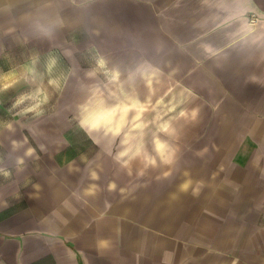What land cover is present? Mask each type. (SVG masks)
I'll list each match as a JSON object with an SVG mask.
<instances>
[{"label": "crops", "instance_id": "0c3cea01", "mask_svg": "<svg viewBox=\"0 0 264 264\" xmlns=\"http://www.w3.org/2000/svg\"><path fill=\"white\" fill-rule=\"evenodd\" d=\"M0 44L17 55L95 58L90 69L78 64L62 91L79 120L84 108L115 105L116 93L135 98L122 117L96 128L82 123L95 144L121 136L142 149L151 126L169 132L163 114L196 92L231 125L213 185L162 181L175 193L151 218L146 207L133 216L126 196L117 210L116 199L89 182L92 169L74 179L71 164L65 177L58 153L27 161L30 139L68 149L65 134L46 126L30 138L0 133L8 151L0 165V264H264V0H0ZM31 70L18 84L34 83ZM181 90L184 98H175ZM61 106L41 123H60ZM154 138V156L171 161L167 142Z\"/></svg>", "mask_w": 264, "mask_h": 264}, {"label": "rangeland", "instance_id": "374dc122", "mask_svg": "<svg viewBox=\"0 0 264 264\" xmlns=\"http://www.w3.org/2000/svg\"><path fill=\"white\" fill-rule=\"evenodd\" d=\"M0 55L8 58L0 59V72H3L0 75V83L2 82V85L0 84V133L20 131L21 134H26L30 138L31 134L38 133L46 126L68 137V149H64L65 145H44L41 140L30 139L35 152L30 159H27L28 162L32 161V164L39 165L44 155L52 158L53 153H58L54 157L61 164L60 168H64L66 173L65 169L69 167L71 169V164L78 167L79 171L71 173L72 178L79 180L85 175L83 170L92 169L94 173L91 175L94 177L88 179L89 182L99 184L103 194H108L109 200L116 199L115 208L119 211L124 209L122 201L125 196L126 199H131V206L128 205L131 211H128L137 217L140 216L141 208L149 209L151 218V216L154 217L157 207L166 206L164 203L175 193V190L173 192L172 188L162 187V181L178 180L181 184L193 186L209 180L207 183L211 182L213 185L215 176L211 171L217 168L215 160L221 150L226 147L221 137L231 125L223 122L221 108L203 107L202 93H195V101L194 96L191 99L189 96L186 97L181 103L182 107L177 106L173 113L168 111L165 115L163 114V117L172 121L169 132L163 131L158 125L151 126L142 143L143 152L147 151L154 157L153 160H149L144 156L142 149L138 150V142L132 143L130 148V144L121 136L105 139L99 145L95 144L88 135L89 131L82 125L81 117L79 120L77 115L79 110L70 108V112H67L64 107L66 98L61 95L64 94L62 91L70 74L76 71L78 64L82 69L92 68L95 58L92 59L91 55H88L89 59H86V55H73L72 60L66 59L63 55H17L12 45L4 44H0ZM28 68L32 69L34 83H28L26 86L18 84L23 77L22 71H27ZM103 78L101 75L100 79L103 80ZM49 83L52 86H48ZM168 86L171 88L173 85ZM182 87L180 85V89ZM176 88L177 85L174 89ZM184 93L181 90L173 94L179 99L184 98ZM45 100L48 101L44 107L37 106L45 103ZM58 104L62 105L61 122L51 125L41 123L43 117L57 115ZM84 109L81 111V116ZM181 109L185 111L178 113ZM66 114L69 117L64 119ZM178 116L184 117L179 119ZM155 136L167 142L168 148L173 153L171 161H165L160 155L154 156L157 153ZM62 148L64 150L59 154ZM7 153L6 146H0V165L5 162L3 156ZM71 173L67 172L64 176L71 177ZM210 175L212 180L209 178ZM108 186H110L109 189ZM80 187L81 185L78 188ZM180 190L183 194V189ZM195 190L199 189L195 188ZM21 205L24 204L21 203Z\"/></svg>", "mask_w": 264, "mask_h": 264}, {"label": "bare ground", "instance_id": "6f19581e", "mask_svg": "<svg viewBox=\"0 0 264 264\" xmlns=\"http://www.w3.org/2000/svg\"><path fill=\"white\" fill-rule=\"evenodd\" d=\"M115 99H116L115 105L110 104L105 106L102 103H97V105L85 109L83 112V116L81 118L82 123L85 119H88L89 123L87 124L83 123V124L92 127L93 124H95L96 125L95 128H96L103 124L111 122L116 117L124 116V112H126L127 109L126 103L128 100H131L132 97L129 96L128 93L122 91V93H116ZM134 99L135 98H133L132 100ZM167 101H168L167 98H163L159 102L161 103V105H163L166 108ZM175 106H176L175 103H173L168 108L170 110H173L175 109ZM159 112H160V108L158 109V113ZM180 112H184V111H180ZM162 126L164 127V129H167L169 127V123H164ZM138 127H142V123L138 124ZM128 139L129 138H127L126 141H128Z\"/></svg>", "mask_w": 264, "mask_h": 264}, {"label": "snow or ice", "instance_id": "6c2138e0", "mask_svg": "<svg viewBox=\"0 0 264 264\" xmlns=\"http://www.w3.org/2000/svg\"><path fill=\"white\" fill-rule=\"evenodd\" d=\"M83 123H85V124H87V123H89V120L88 119H85L84 121H83ZM96 125L95 124H93V127H95ZM162 147V146H161Z\"/></svg>", "mask_w": 264, "mask_h": 264}, {"label": "clouds", "instance_id": "9594fccd", "mask_svg": "<svg viewBox=\"0 0 264 264\" xmlns=\"http://www.w3.org/2000/svg\"><path fill=\"white\" fill-rule=\"evenodd\" d=\"M193 116H195V112H193Z\"/></svg>", "mask_w": 264, "mask_h": 264}]
</instances>
